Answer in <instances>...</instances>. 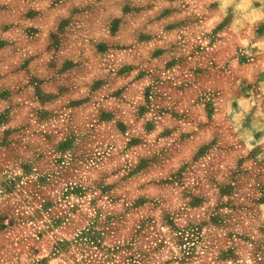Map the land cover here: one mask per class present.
Wrapping results in <instances>:
<instances>
[{"label":"rangeland","instance_id":"1","mask_svg":"<svg viewBox=\"0 0 264 264\" xmlns=\"http://www.w3.org/2000/svg\"><path fill=\"white\" fill-rule=\"evenodd\" d=\"M0 264H264V0H0Z\"/></svg>","mask_w":264,"mask_h":264}]
</instances>
